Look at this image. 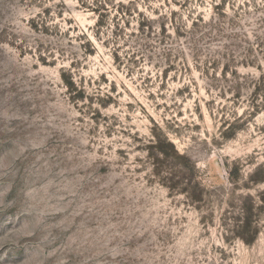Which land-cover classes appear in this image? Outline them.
<instances>
[{
    "label": "rangeland",
    "instance_id": "obj_1",
    "mask_svg": "<svg viewBox=\"0 0 264 264\" xmlns=\"http://www.w3.org/2000/svg\"><path fill=\"white\" fill-rule=\"evenodd\" d=\"M0 264H264V0H0Z\"/></svg>",
    "mask_w": 264,
    "mask_h": 264
},
{
    "label": "trees",
    "instance_id": "obj_2",
    "mask_svg": "<svg viewBox=\"0 0 264 264\" xmlns=\"http://www.w3.org/2000/svg\"><path fill=\"white\" fill-rule=\"evenodd\" d=\"M82 4H83V5H85V4H86V2H85V1H82ZM89 8H90V7H89ZM170 145H171V144H170ZM172 145H173V144H172ZM161 150H162V152H163V153H166V151H165L164 149H162V148H161ZM176 153H177V152H176ZM178 155H179V154H178ZM249 225H250V224L248 223V225H247V226H249Z\"/></svg>",
    "mask_w": 264,
    "mask_h": 264
}]
</instances>
